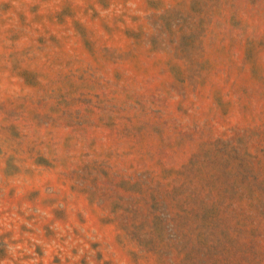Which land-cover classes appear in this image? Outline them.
<instances>
[{"label":"rangeland","instance_id":"1","mask_svg":"<svg viewBox=\"0 0 264 264\" xmlns=\"http://www.w3.org/2000/svg\"><path fill=\"white\" fill-rule=\"evenodd\" d=\"M0 264H264V0H0Z\"/></svg>","mask_w":264,"mask_h":264}]
</instances>
